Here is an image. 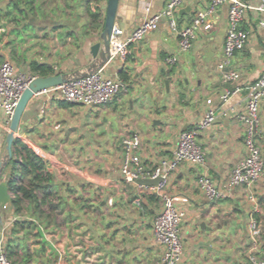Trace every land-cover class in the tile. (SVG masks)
Here are the masks:
<instances>
[{"label": "crops", "instance_id": "obj_1", "mask_svg": "<svg viewBox=\"0 0 264 264\" xmlns=\"http://www.w3.org/2000/svg\"><path fill=\"white\" fill-rule=\"evenodd\" d=\"M167 2L120 0L116 24L128 34L144 19L161 12ZM209 3L189 0L176 14L177 30L163 18L158 30L129 47L125 63L116 59L104 66L108 76L121 78L122 72L128 76L127 88L111 103L90 108L67 103L50 91L30 100L18 136L46 162L54 184L46 204L36 208L32 202V227L19 229L16 264H163L164 247L153 229L163 210L162 199L152 198L147 186L125 182L121 142L126 134H137L142 143L138 157L153 169L173 155L183 131L197 129L207 165L182 163L167 186L176 208L185 213L180 226L183 263L247 264L251 254L264 257L262 225L260 237L250 228L252 216L264 222V172L254 190L257 204L249 201L245 187L228 185L232 169L248 155L237 115L246 112L248 87L264 77V30L259 28L264 13L247 12L243 27L249 32V41L233 58L241 76L225 83L217 66L228 27V5L216 10L211 17L213 28L200 32V39L188 52L179 47L178 31ZM102 31L79 46L71 38L60 41L56 32L48 31L47 42L61 45L37 60L53 64L57 74L86 70L95 62L91 47L100 41ZM1 45L0 54L6 57L7 50ZM172 57L176 59L173 65L167 62ZM196 68L199 73L194 72ZM237 87L241 90L233 93ZM228 91L232 94L224 100ZM211 107L216 110L215 123L199 130ZM259 117L255 141L264 152V100ZM10 125L0 112V164L7 156ZM203 174L225 192L223 198L210 201L205 196L197 182ZM27 178L16 180L27 182ZM10 179L8 162L0 173V185L7 183L11 196ZM140 195L142 208L134 203ZM42 199L39 194V201ZM6 204V209H0V240L7 246L15 221L26 220L23 213L29 210L23 207L18 214L11 201Z\"/></svg>", "mask_w": 264, "mask_h": 264}, {"label": "built area", "instance_id": "obj_2", "mask_svg": "<svg viewBox=\"0 0 264 264\" xmlns=\"http://www.w3.org/2000/svg\"><path fill=\"white\" fill-rule=\"evenodd\" d=\"M189 0H168L166 7L156 14L144 19L132 32L126 34L118 24H115L110 39V60L119 59L123 63L128 57L129 47L143 40L149 33L159 29L163 18L169 19L172 29L177 30L176 13ZM228 5V27L222 56L218 61V69L222 72L225 83L236 82L240 79V72L234 67L233 58L239 51L245 49L249 41V32L244 29L243 23L247 12L252 10L264 13V0H210L207 8L199 10L192 22L178 31L179 47L188 52L200 32H208L213 28L212 15L222 5ZM259 28L264 30V19L259 21ZM173 65L175 58L167 59ZM37 78L29 72L19 71L15 63L7 57L0 64V112H3L6 121L11 124L19 100L30 85ZM127 88L126 82L120 77H111L105 74L104 67L88 75L72 77L62 85L48 91L59 95L69 103L80 104L95 108L111 103L120 92ZM237 87L233 93L239 92ZM47 92V91H46ZM232 94L228 91L223 99L227 100ZM264 100V77L248 87L246 112L237 115L238 121L245 131V145L248 155L234 166L229 175V186H243L248 190L249 201L257 204L255 186L261 181L264 172V152L256 144L260 123V107ZM216 121V110L211 107L199 125V130L208 128ZM198 129L183 131L178 138L177 149L170 158H164L153 169H148L139 159L141 138L137 134H126L121 142L122 165L121 172L128 184H136L140 179H157L161 182L153 187L147 186L151 195L162 199L163 210L153 222V229L157 241L164 247L163 264H184V242L180 234V226L185 213L178 210L173 196L167 186L170 177L182 163L199 166L207 165L206 153L198 142ZM200 190L210 201H217L224 197L225 192L207 175L198 178ZM134 203L143 207L142 196L134 199ZM6 204L3 209H6ZM250 228L255 236L261 235L260 221L252 216ZM0 264H12L4 240H0ZM247 264H264V257L254 253L248 258Z\"/></svg>", "mask_w": 264, "mask_h": 264}, {"label": "trees", "instance_id": "obj_3", "mask_svg": "<svg viewBox=\"0 0 264 264\" xmlns=\"http://www.w3.org/2000/svg\"><path fill=\"white\" fill-rule=\"evenodd\" d=\"M104 2L107 4V0H10L4 8L5 0H0V29L14 30L16 26L14 27L12 24L16 22L18 25L21 21L24 28L32 25L34 31H44L45 37L51 29L56 32V37L60 41L71 38L79 46L85 38L103 30L106 16L103 10ZM63 16L67 19H61ZM72 18L76 20L77 24L82 20L85 22L77 26L73 24L75 21ZM15 31L19 32L18 29ZM1 38L0 34V45ZM12 56L15 57V54L13 53ZM4 58V55L0 54V61ZM17 60L27 63L29 73L33 76L48 77L57 74L53 64L40 62L37 59L28 60L26 56ZM120 76L124 81L128 80V76L124 72ZM9 163L12 166L9 190L12 196L11 206L15 213L20 214L22 212L24 201L35 202L36 208L46 204V199L52 194L54 184V177L47 171L46 162L34 150L17 139L13 144V158ZM17 177L22 179L28 177V180L27 182H17ZM39 194L43 196L42 201H39ZM151 197L157 198L155 195H151ZM27 223L28 225H26ZM32 225L33 222H26L25 220L15 221L11 230L12 236L6 246L12 264H16L18 261L15 258L19 255V247L15 242L18 238L19 229H30ZM26 255H29L28 251Z\"/></svg>", "mask_w": 264, "mask_h": 264}, {"label": "water", "instance_id": "obj_4", "mask_svg": "<svg viewBox=\"0 0 264 264\" xmlns=\"http://www.w3.org/2000/svg\"><path fill=\"white\" fill-rule=\"evenodd\" d=\"M120 0H107L106 6V16L103 31L100 35V41L95 43L91 47V55L94 58V63L87 68L86 70H78L72 73L67 74H55L48 77H37L35 78L30 85L23 92L19 103L17 105L13 120L10 125V132L7 138V156L5 161L0 164V173L3 172L4 167L10 160L13 158V144L19 139L18 132L21 130V119L26 110V107L30 100L43 92L48 91L49 89L62 85L63 83L70 80L72 77H81L88 75L100 68L108 65L110 60V39L113 32V28L116 24L118 11H119ZM215 70V68H213ZM195 73H199L200 70L196 68ZM168 78L166 80V86L169 90L170 86V73L168 72ZM161 182V178L157 179H140L137 180V184L143 186L153 187L158 185ZM11 201V196L8 192V184L3 182L0 185V209L6 205L7 202Z\"/></svg>", "mask_w": 264, "mask_h": 264}, {"label": "rangeland", "instance_id": "obj_5", "mask_svg": "<svg viewBox=\"0 0 264 264\" xmlns=\"http://www.w3.org/2000/svg\"><path fill=\"white\" fill-rule=\"evenodd\" d=\"M9 1L10 0H5V4L3 5L4 8H6L5 6L7 5V3ZM103 4H105L104 5L105 7L103 8V10L106 13V3L104 2ZM47 8H50V7H47ZM176 14H178V13H176ZM70 16L72 17L71 14H70ZM63 18L67 19V17H64V16L61 17V19H63ZM175 20H176V23H178L176 16H175ZM73 21H75V22H73V24H76L77 26L81 25L82 23L85 22L84 20H82V21H79L78 24H77L75 19H73ZM12 25L14 27L16 26L14 30H12V29L10 30L8 28L6 30H4L3 28L0 29V34L2 36L1 44H3L4 49L6 48V50H7V51L5 50L6 53H7V56L3 60H5L7 57L11 58L12 61L19 68L18 69L19 71H23V72H27L28 73L29 72V68H28V64L27 63L19 62L17 59H20L23 56H26L28 60H30L32 58H35V59L46 58L49 55L50 52H52V54L54 53L53 46L57 47V46L61 45V44H59L60 42H58V41L57 42L55 41V43L47 42L48 40L45 39L46 37L44 35V31H37V30L34 31L32 25L28 26V28H24L23 23L21 21H20V23L18 25H17L16 22L13 23ZM16 29H18L19 32L15 31ZM37 29H40V28L37 27ZM49 32L51 33V32H54V31H52L50 29ZM199 39H200V35L197 34V37L195 39L196 42ZM73 42L74 43H72V44L74 45L75 41L73 40ZM1 46L2 45H0V47ZM13 53L15 54V57L12 56ZM60 53H61V51H60ZM63 55H65V54H63ZM3 60L0 61V64L2 63ZM113 127L117 128V125L114 124ZM110 136H112V135H110ZM111 138L112 137H110V139ZM257 199H258V197H257ZM23 207H24V209H26V210L28 209L29 210L28 211L29 213H27V212L23 213V216H25L27 218L25 221L26 222H32L31 221V216H30L31 215V211L34 208L32 202L24 201L23 202ZM260 223H261L262 229H263V232H262L263 234L261 236L260 242L264 243V222H260ZM26 225H28V223ZM107 250H108L107 252L110 253L111 247L107 248Z\"/></svg>", "mask_w": 264, "mask_h": 264}]
</instances>
